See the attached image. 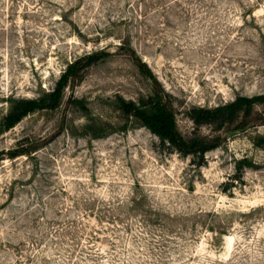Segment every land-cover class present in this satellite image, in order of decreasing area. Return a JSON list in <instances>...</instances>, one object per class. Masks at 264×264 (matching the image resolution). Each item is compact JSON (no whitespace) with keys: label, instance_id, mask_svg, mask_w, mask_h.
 Instances as JSON below:
<instances>
[{"label":"rangeland","instance_id":"374dc122","mask_svg":"<svg viewBox=\"0 0 264 264\" xmlns=\"http://www.w3.org/2000/svg\"><path fill=\"white\" fill-rule=\"evenodd\" d=\"M90 52L0 130V264H264V0H0V119ZM117 97L216 145L183 153Z\"/></svg>","mask_w":264,"mask_h":264},{"label":"trees","instance_id":"16d2710c","mask_svg":"<svg viewBox=\"0 0 264 264\" xmlns=\"http://www.w3.org/2000/svg\"><path fill=\"white\" fill-rule=\"evenodd\" d=\"M94 52L86 53L78 56L69 62L66 67V72L61 75L59 81L56 82L55 87L48 93H44L37 98H9V104L6 112L0 119V130H5L17 122L23 115L30 110L45 106L48 103H53L59 97V90L65 80L66 74H73L75 65L80 59H85V64H89L95 60ZM248 99L245 97L237 98L235 101L208 108L204 106H193L189 110V117L196 125L203 123H211L217 121L218 124L230 117L232 110L239 107L242 102L246 103ZM117 106L127 115H136L144 124H147L153 131H155L160 139H165L170 145L183 153H196L202 156L204 151L214 147L216 142L214 139L203 140L200 138L184 139L176 131L174 121L169 110L163 108L158 103L151 102L149 109H140L132 100L117 97ZM260 142L264 149V135L260 137ZM245 164L247 161L242 159Z\"/></svg>","mask_w":264,"mask_h":264}]
</instances>
